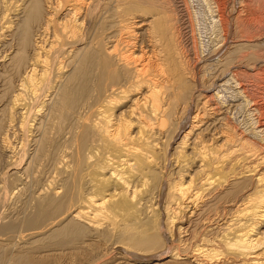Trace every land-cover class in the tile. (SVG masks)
<instances>
[{
  "label": "bare ground",
  "instance_id": "bare-ground-1",
  "mask_svg": "<svg viewBox=\"0 0 264 264\" xmlns=\"http://www.w3.org/2000/svg\"><path fill=\"white\" fill-rule=\"evenodd\" d=\"M205 2L214 64L189 0H0V264H264V0Z\"/></svg>",
  "mask_w": 264,
  "mask_h": 264
},
{
  "label": "rangeland",
  "instance_id": "rangeland-1",
  "mask_svg": "<svg viewBox=\"0 0 264 264\" xmlns=\"http://www.w3.org/2000/svg\"><path fill=\"white\" fill-rule=\"evenodd\" d=\"M189 1H190V5L192 7V11L196 13L195 14L196 24H197L196 29L198 31L197 35H198L201 57L203 58V61L208 60V63L214 64V62L215 63L217 62L218 56H214L213 58L211 57V59H212L211 60L210 58H208L209 57L208 55L211 53V51L213 49L212 47L215 46L217 43L215 41V40H217V38L214 34V30L216 28L215 26H216L217 18L213 17L212 14L210 13L209 6L207 5L208 3L205 2V0H189ZM137 16H140V15L138 14ZM141 17H143V16L141 15ZM143 18H148V16L143 17ZM141 19L142 18H140L139 20H141ZM230 79L231 78L228 77L223 82H220L211 94L210 93L203 94L201 97V101H202V103L209 101L208 102L209 104H207L208 106L213 105L214 103H216V101L219 104L224 103V105H223L224 107L228 106V105H231V106L233 105L234 106L233 109L229 110V113H228L229 118L231 120V123L233 125L237 126L238 129L243 131L245 134H248V136L252 140H260L259 134H257L256 132H254L252 130L253 127L251 128L252 119L250 118V116L248 114L249 113L248 109L250 107L247 106V102H245L246 99H245L244 95H241L242 94L241 90L237 89L236 84L233 83V81ZM213 94L216 96V101L214 100V98L210 99V96H212ZM207 105H206L205 109H207V107H208ZM202 106L203 105H201V107ZM188 128H189V125L187 126L186 130ZM162 220H164V219H162ZM119 251L120 250H118V252ZM80 256H76L77 257L76 258L75 256L69 257V255H67V256L65 255L66 258L63 256L60 258L58 257L59 259L55 258L56 260L51 259L50 263L48 261L47 264H56V263L59 264L60 262H61L60 264H63L64 261H65L64 264L65 263L66 264H90V262H92L91 264H93V259H92L93 254L92 255H80ZM168 257H169V255H164L163 259H168ZM68 259H69V261H68ZM157 260L159 261L160 259L152 258L148 261L149 262H155Z\"/></svg>",
  "mask_w": 264,
  "mask_h": 264
}]
</instances>
